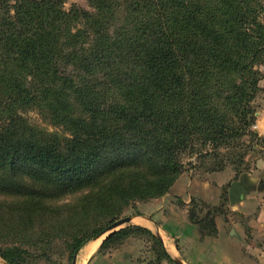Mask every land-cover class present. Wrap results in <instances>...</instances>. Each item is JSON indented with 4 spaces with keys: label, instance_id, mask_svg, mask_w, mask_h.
<instances>
[{
    "label": "trees",
    "instance_id": "trees-1",
    "mask_svg": "<svg viewBox=\"0 0 264 264\" xmlns=\"http://www.w3.org/2000/svg\"><path fill=\"white\" fill-rule=\"evenodd\" d=\"M87 1L93 12L66 11L64 0H0V176L16 164L31 163L74 188H95L94 204L109 220L132 198L165 193L181 171L177 152L193 141L236 149L224 157L216 151L204 157L212 159L211 168L203 164L205 170H221L224 159L236 174L247 171L243 147L264 145L252 129L255 116L248 106L262 77L254 65L264 60L259 21L264 5L257 0ZM28 78L36 84L25 83ZM38 104L70 135L31 122L26 110H41ZM242 135L249 141H238ZM123 147L142 148L147 169L114 157ZM221 207L204 215L187 209L201 237L216 234ZM17 208L31 218L29 206ZM3 228L0 220V234ZM9 229L13 238L24 237L20 229ZM128 230L147 232L171 261L162 241L140 226L112 233L101 247ZM17 248L1 256L16 264Z\"/></svg>",
    "mask_w": 264,
    "mask_h": 264
},
{
    "label": "rangeland",
    "instance_id": "rangeland-1",
    "mask_svg": "<svg viewBox=\"0 0 264 264\" xmlns=\"http://www.w3.org/2000/svg\"><path fill=\"white\" fill-rule=\"evenodd\" d=\"M257 1L264 5V0ZM72 7L88 12L94 11L87 0H64V10L69 11ZM259 21L264 25V9L259 14ZM254 69L262 75V79L264 60L255 64ZM67 70L73 71L71 66H67ZM260 80L252 98L248 101L249 109L254 111V114L264 105V86H260ZM25 83L36 84L29 78ZM213 102L219 105L220 99L214 98ZM38 105L41 110L37 107H30L26 110L25 116L31 122L49 132L70 135L69 130L65 127L52 122L50 115L44 113L45 109L42 104ZM221 109L223 110V108ZM232 123L233 126H238L237 119H232ZM249 139V135H242L238 141L246 143ZM255 145L252 150L243 147L242 150L247 151L245 160L248 162V170L236 174L233 166L224 159L221 170L207 171L205 167L211 168L212 159L204 158L214 153L216 155V152L221 153L224 157L229 151L236 149L228 148L227 144L213 147L209 141L205 144L193 141L190 146L177 152V160L182 166L177 179L181 175L182 179H185L181 180L178 187L171 190L172 185L165 193L152 198H132L121 206V212L115 218L109 220H105V215L99 212V205L95 206L94 204L95 188H74L68 180L50 176L38 165L16 164L13 168H9L6 174L0 176V203H2L0 205V220L4 225L0 234V241H2L0 242V252L7 254V248L18 247L14 254L16 264H72L74 255H76L75 264H77L80 251L94 238V236L86 239L85 237L91 235L93 231L103 228L114 219L135 216L130 222L123 224L111 233L103 234L85 264H177L176 260L188 264L179 252L178 240L167 236L160 228V222H156L157 225L152 230L141 222L150 218L149 211L151 210L149 209L153 208L152 205H149L150 202H157V207H159L161 201L165 199V212L174 207L178 209V207L187 205V209L190 207L189 209L197 215H204L207 209L212 211V208L218 205L222 206L221 212L215 217V224L217 218L219 224L223 226L225 234L227 233L226 239L230 243V247L221 249L218 262L214 261L212 264H264V193L261 191L262 184L260 183L264 177V171L260 167V159L264 156L262 153L264 151H261L260 144ZM142 150V148L136 150L123 147V149L117 150L114 157L120 159L121 162L131 160L129 163L136 165L134 167L140 171L146 170L147 156L142 154ZM206 153L211 154L206 155ZM97 170L100 168L98 167ZM242 173L249 176L254 182L255 188L240 203L231 205L228 199V188L230 183L233 180H238ZM186 179L191 180L188 188L186 184H182L184 181L186 182ZM201 182H207L210 185L205 191L206 199L198 196ZM217 186L219 187L218 198L215 192ZM191 187L194 188L193 193L190 192ZM183 198L187 199V203H184ZM20 204L30 207V211H32L30 219L26 218L28 215L24 214V210L17 208ZM17 212L20 213L19 216H17ZM193 225L196 228V225ZM9 226L20 229L19 233H23L24 237L13 238L10 235ZM133 226L149 229L157 238L160 236L171 261L163 258L152 237L143 230H128L127 235L114 238L101 247L103 240L112 233ZM216 235L217 232L215 235L206 236ZM199 237L202 239L205 236L199 235ZM76 246L78 247L75 249ZM6 263L9 264L0 253V264Z\"/></svg>",
    "mask_w": 264,
    "mask_h": 264
},
{
    "label": "crops",
    "instance_id": "crops-1",
    "mask_svg": "<svg viewBox=\"0 0 264 264\" xmlns=\"http://www.w3.org/2000/svg\"><path fill=\"white\" fill-rule=\"evenodd\" d=\"M260 86H264V76L260 80ZM254 115L255 122L252 129L258 134V136L264 138V105L260 108V110L256 111ZM260 149L261 151H264V145H261ZM260 167L262 171H264V156L260 159ZM181 180H185L182 179V175L176 180L175 184H173L171 190L178 187L181 184ZM186 182L184 181L182 184H186L187 188L190 187L191 180L186 179ZM201 183V190H203V192L200 190L198 196L206 199L207 196L205 191H207L210 185L207 182ZM260 183L262 184L261 191L264 193V177L261 179ZM215 188L216 197L218 198L219 187L217 186ZM193 191L194 188L191 187L190 192L193 193ZM190 194L188 195L189 198L191 196ZM183 201L184 203H187L186 198H183ZM164 203L165 199L161 201V205L159 207H157V202L149 203V205H152L153 208L149 209L151 210L149 211L150 218L141 221L142 223L146 224L144 226L152 230V228L157 225L156 222H160V228L164 231V233H166V235L170 238L172 237L175 240H178L177 245L179 252L188 264H212L214 261L218 262L221 249H228L230 247V243H228L226 239L227 233L225 234V230L223 226L219 224L217 218V235L205 236L204 238L200 239L197 229L188 219L187 205L184 207H178V209L174 207L165 212L164 207L166 205ZM101 237L93 239L92 241H89L87 244H85L79 253L78 260L83 256L81 252H83V254L86 252L87 256L83 263L85 264L88 256L98 245ZM78 260L77 264H79Z\"/></svg>",
    "mask_w": 264,
    "mask_h": 264
},
{
    "label": "water",
    "instance_id": "water-1",
    "mask_svg": "<svg viewBox=\"0 0 264 264\" xmlns=\"http://www.w3.org/2000/svg\"><path fill=\"white\" fill-rule=\"evenodd\" d=\"M255 188L254 182L249 178V176L246 173H242L238 180H233L230 183V186L228 188V199L229 203L231 205L240 203L243 198L253 189ZM260 188V187H258ZM135 216H125L122 218H118L110 222L108 225H106L98 235H96L93 239H96L97 237L109 232L116 230L123 224L130 222ZM161 241L162 238L158 237ZM76 263V255H74L72 264ZM177 264H183L180 260H176ZM7 264V263H6Z\"/></svg>",
    "mask_w": 264,
    "mask_h": 264
},
{
    "label": "bare ground",
    "instance_id": "bare-ground-1",
    "mask_svg": "<svg viewBox=\"0 0 264 264\" xmlns=\"http://www.w3.org/2000/svg\"><path fill=\"white\" fill-rule=\"evenodd\" d=\"M101 236H103V235H101ZM101 236H99V237H101ZM99 237H97V238H99ZM91 249V248H90ZM81 254L83 255L82 256V258H79V264H83L84 263V260H85V258H86V252L83 254V252H81Z\"/></svg>",
    "mask_w": 264,
    "mask_h": 264
}]
</instances>
